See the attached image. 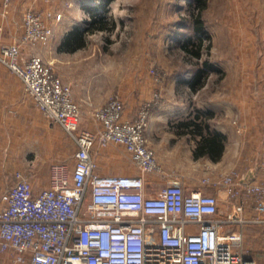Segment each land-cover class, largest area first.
I'll return each mask as SVG.
<instances>
[{
    "label": "built area",
    "instance_id": "2783aa9c",
    "mask_svg": "<svg viewBox=\"0 0 264 264\" xmlns=\"http://www.w3.org/2000/svg\"><path fill=\"white\" fill-rule=\"evenodd\" d=\"M1 3L4 10L11 6V0ZM21 27V36L0 49V64L22 82L42 116L72 139L76 152L71 173L65 164L52 165L46 188L36 190L26 174L15 172L0 197V264H256L240 253L243 235L234 228L264 226V179L247 182L235 170L220 181L203 179L202 186H223L229 200L245 198L226 213L218 195L187 193L178 181L147 189L145 175L162 171L146 138L149 104L129 121L116 96L92 111L99 129L82 130L71 87L40 55H23L24 46L47 45L52 27L34 11L24 14ZM98 145L123 147L140 175H100L93 155ZM246 204L251 218L241 215Z\"/></svg>",
    "mask_w": 264,
    "mask_h": 264
},
{
    "label": "rangeland",
    "instance_id": "374dc122",
    "mask_svg": "<svg viewBox=\"0 0 264 264\" xmlns=\"http://www.w3.org/2000/svg\"><path fill=\"white\" fill-rule=\"evenodd\" d=\"M196 5V0H33L22 11L21 24L26 12L40 13L52 27L53 37L47 45L24 46L23 55H40L71 87L73 100L80 108L82 127L88 128L92 112H81L74 97L77 83L82 88L99 83L100 91L95 86L90 90L91 97L110 102L119 96L124 106L134 108L135 112H140L146 104L150 106V114L162 107L165 112H223L228 94L231 104L238 95L228 84L237 80L238 68L225 69L223 66L228 61L233 65L239 59V36L233 31L239 29L244 0H207L202 11L204 33H197L194 28L199 11ZM10 7L4 10L1 5L3 14ZM57 15H61V19H54ZM2 18L0 14V21ZM102 24L104 28L100 29ZM64 29L73 32L67 40L74 44L81 42L78 32L85 34V47L71 56L78 67L77 73L72 72L71 80L62 77V55L59 59L50 57L55 53L53 44L57 47L63 43L65 37L60 33ZM187 42L189 46L202 43L200 58L186 51ZM199 70L204 72L201 84L193 89L189 83ZM86 106L98 108L91 101L86 102ZM32 107L40 112L34 104ZM169 119L175 123L176 117ZM220 119L221 115H217L215 123ZM64 141L73 146L67 134ZM65 151L63 162L70 168L73 148L65 146ZM55 162L54 154L37 160L39 174L49 175ZM18 168L0 164V175L14 176ZM229 201L235 203L233 199ZM220 210L222 213L231 210L227 208L226 198H220ZM195 227L189 224L187 231L194 232ZM234 229L243 235L240 253L256 264H264V226L237 225Z\"/></svg>",
    "mask_w": 264,
    "mask_h": 264
},
{
    "label": "crops",
    "instance_id": "0c3cea01",
    "mask_svg": "<svg viewBox=\"0 0 264 264\" xmlns=\"http://www.w3.org/2000/svg\"><path fill=\"white\" fill-rule=\"evenodd\" d=\"M31 1L11 0L9 11L3 14L0 0L3 17L0 21V47L12 44L21 35V14ZM242 10L239 29L233 31L239 36V59L233 65L228 61L223 66L239 70L237 80L228 83L230 88L237 90L238 95L234 97L236 108L228 94L223 112H165V107H162L150 114L146 138L162 171L161 174L145 175L147 189H161L168 181H178L187 193L201 190L226 198L227 208L235 212L244 201L243 196L239 200L233 199L235 203H232L223 186H202V180L220 181L233 170L245 181L264 179V0H244ZM70 31H61V37H65L63 43L57 47L53 44L55 53L50 55L53 59L62 55L64 80H71L72 72L77 73V61L71 56L85 47V34L78 32L81 42L76 45L67 40L73 33ZM54 38L57 39L56 34ZM95 86L100 91L99 83H92L88 88L75 84L74 97L81 112L94 110L86 106L88 101L98 108L109 102L90 96V90ZM32 105L22 82L0 65V164L19 166L18 171L26 174L34 188L39 190L49 186L50 173L40 175L37 160L54 154L55 164L64 165L65 146L69 145L73 148V165L68 167L71 173L76 146L74 142L72 146L71 142L64 141V130L48 122ZM217 115H221V119L216 124ZM137 116L134 108L124 106L125 120L134 121ZM170 116L176 117L175 123L169 119ZM89 121L88 128L80 125L82 130L97 131L99 124L97 127L92 118ZM196 122L202 123L199 129L194 125ZM93 155L100 175H140L121 146L102 148L98 145ZM14 182L13 175H0V197ZM237 192L239 196L242 194L241 189ZM252 213L250 204H246L241 215L251 218Z\"/></svg>",
    "mask_w": 264,
    "mask_h": 264
},
{
    "label": "trees",
    "instance_id": "16d2710c",
    "mask_svg": "<svg viewBox=\"0 0 264 264\" xmlns=\"http://www.w3.org/2000/svg\"><path fill=\"white\" fill-rule=\"evenodd\" d=\"M206 3L207 0H196V6L198 7V14L195 16L194 19V23H195V31L197 33H204L205 32V26H204V20L202 17V11L204 10V8L206 7ZM95 22V21H94ZM104 28V25L102 24L100 26V29ZM76 45H78L79 43H75ZM186 51L193 54L194 56L200 58L201 57V50H202V43L199 42L198 44H191L189 46V42H187V44L184 46ZM204 65L207 66L208 63L204 62ZM203 71L199 70V72L195 75V77L191 80V82L189 83L190 87L195 89L197 85H200V81L203 75ZM201 123V122H200ZM200 123H194L195 127L199 129V127H201ZM202 124V123H201Z\"/></svg>",
    "mask_w": 264,
    "mask_h": 264
},
{
    "label": "water",
    "instance_id": "95a60500",
    "mask_svg": "<svg viewBox=\"0 0 264 264\" xmlns=\"http://www.w3.org/2000/svg\"><path fill=\"white\" fill-rule=\"evenodd\" d=\"M247 182H249V181H247Z\"/></svg>",
    "mask_w": 264,
    "mask_h": 264
}]
</instances>
